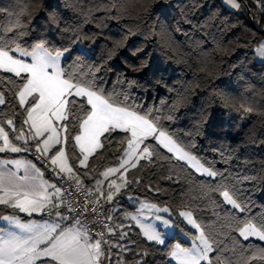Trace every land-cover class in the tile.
<instances>
[{
	"label": "trees",
	"instance_id": "trees-1",
	"mask_svg": "<svg viewBox=\"0 0 264 264\" xmlns=\"http://www.w3.org/2000/svg\"><path fill=\"white\" fill-rule=\"evenodd\" d=\"M119 2L0 0V33L15 29L19 20L28 43L44 38L55 48L70 47L66 57L71 58H63L62 67L69 70L77 58L84 72L99 67L97 76L108 92L127 93L130 103L151 110L163 130L205 167L223 174L200 176L162 147L155 163L141 161L124 173L127 180L140 183L115 195L112 202L121 206L111 215V226L121 223L123 211L134 209L125 200L131 197L166 207L175 231L166 245H158L124 221L111 239L131 251L113 252L122 255L124 264H175L170 249L178 243L191 247L196 236L180 212L190 211L202 225L217 222L214 213L221 219L232 213L264 215V59L257 61L254 52L264 39V10L244 3L241 11H231L220 0H130L128 14L114 7ZM73 37L78 39L73 42ZM4 118H15L20 128L23 116L15 101L0 107ZM119 139L105 141V148L83 169L68 145L69 163L84 187L94 189L101 173L119 163ZM221 180L235 185L249 212L232 209L218 193L194 198L200 196L201 182ZM15 213L0 205V218ZM120 231L128 233L124 240L119 239Z\"/></svg>",
	"mask_w": 264,
	"mask_h": 264
},
{
	"label": "snow or ice",
	"instance_id": "snow-or-ice-1",
	"mask_svg": "<svg viewBox=\"0 0 264 264\" xmlns=\"http://www.w3.org/2000/svg\"><path fill=\"white\" fill-rule=\"evenodd\" d=\"M229 2L235 8L241 7L236 0ZM129 3L130 0H120L114 7L132 14L128 12ZM22 27L17 20L15 29L0 33V105L15 101L23 116L19 129L15 118L0 119V152H29V144L34 143L38 156L49 161L57 176L66 173L68 179H75L79 184L80 178L69 163L68 145L71 144L72 157L87 167L89 158L98 149L105 148V141L111 144L115 137H120L117 141L122 153L120 167L109 168L101 175L107 179L109 174L120 173L121 182L111 180L105 194L99 189L101 181H97L98 195L106 202H111L121 188L140 183L139 179L127 180L123 173L128 171L129 165L136 168L141 161L149 165L155 163L161 147L201 175L223 177L222 173L205 167L173 135L163 130L159 118L153 116L151 110H141L130 103L127 93L108 92L97 76L99 67L84 72L83 68L77 67L80 63L77 58L66 70L61 66V59L71 58L66 57L71 52L70 47L55 48L44 38L28 43L24 39L27 33L19 30ZM77 39L73 37V42ZM257 53L264 57V44ZM4 163L14 164L17 170L23 167L25 174L18 176L11 170H0V205L28 215L45 211L51 215L55 210V215L61 221L68 220L69 226L47 222L41 225L34 221L22 223L16 216L3 217L20 233L8 231L0 235V264H110L113 248L131 251L112 241L117 228L123 226L113 227L106 222L112 220L111 216L100 222L99 231L93 235L79 219L80 215L87 213L85 206L76 213L75 226H71L72 220L59 210L64 203L61 189L44 181L43 173L35 164L21 160ZM29 169L35 174H30ZM166 179L171 180L172 176ZM199 191L200 196L194 198L206 199L210 198V193H218L222 202L232 209L242 214L250 211L248 205L241 202L235 185L230 186L223 180L217 184L201 182ZM92 203L98 205L99 199ZM67 208L69 213L74 211L70 204ZM91 211L96 213L98 209L93 206ZM160 211L167 212L168 209ZM180 215L199 234L193 237L191 247H182L178 243L170 249L169 255L178 264H264V215L257 218L232 213L221 219L214 213L217 222L209 225L197 223L190 211ZM131 218L137 220L147 241L166 245L164 235L155 226L142 224L135 216ZM156 220L170 226L169 219L156 216ZM127 236L126 231L119 232L120 240Z\"/></svg>",
	"mask_w": 264,
	"mask_h": 264
},
{
	"label": "built area",
	"instance_id": "built-area-1",
	"mask_svg": "<svg viewBox=\"0 0 264 264\" xmlns=\"http://www.w3.org/2000/svg\"><path fill=\"white\" fill-rule=\"evenodd\" d=\"M31 161L39 166L50 178H52L61 189V197L64 201L61 204L60 211L69 216L72 220V224L75 226L74 218L77 212H81L87 206V213L79 216V219L87 227L93 235L99 231L100 222L105 221L106 216H111V202H106L103 197H99L98 192L93 189L86 188L81 183H77L75 179H68V175L61 174L57 176L50 165L49 161L45 158L39 157L35 151V147L31 148L28 152ZM99 199V204L94 205L92 202ZM59 203V201H57ZM72 205L74 211L72 213L68 212L67 205ZM96 206L98 211L93 213L91 208ZM42 218L52 219L57 217L55 215V210L49 215L48 211L40 213ZM111 225V221H106ZM106 238H108L106 236ZM114 249V248H113ZM112 249V255L110 259V264H124L122 255L115 254Z\"/></svg>",
	"mask_w": 264,
	"mask_h": 264
},
{
	"label": "crops",
	"instance_id": "crops-1",
	"mask_svg": "<svg viewBox=\"0 0 264 264\" xmlns=\"http://www.w3.org/2000/svg\"><path fill=\"white\" fill-rule=\"evenodd\" d=\"M222 2V4L229 10L231 11H240L244 5V3L246 4H252L253 9L254 10H264V7H262V3H264V0H236L237 3H239L241 5L240 8H235L232 6V4L229 2V0H220ZM264 44V39H262L258 45L255 47L254 52H255V57L257 55V49L260 48V46ZM262 59H264V57H260ZM63 59V58H62ZM61 59V62H62ZM2 105H0L1 107ZM25 130H27V126H25ZM29 147H35L34 143H30ZM164 149V148H163ZM165 151H167L166 149H164ZM78 151V149H77ZM0 154L2 155V157H0V170H11L13 172H16V174L18 176H23L25 174V170L23 167L19 168V170H17L16 166L12 163H4L6 161H13V160H21V161H28L31 164H34L30 157L28 152H20V153H12V152H0ZM171 154V153H170ZM173 156V154H171ZM122 157V156H121ZM82 159V157H80ZM120 162H121V158L119 163L116 166L110 167V168H119L120 167ZM184 163V162H182ZM185 164V163H184ZM36 165V164H35ZM78 167L83 169L85 167L81 166L79 164L78 161ZM36 168H38L40 170L41 173H43V180L46 181L48 184H55L58 188H60L58 186V184L52 179L50 178L39 166L36 165ZM109 168H107L106 170H104L102 173L106 172ZM129 169V168H128ZM30 174L34 175L35 172L33 169H29ZM101 173V174H102ZM124 174V173H123ZM77 175V174H76ZM119 175L120 173H116V174H109L108 178L106 179L103 175H100L99 179H97L95 181V183L93 184L94 189L98 192V186H97V181H101V184L99 185V189L102 190L105 194L108 191V184L110 183L111 180L115 179L117 181V183H120V179H119ZM81 181V180H80ZM123 188H121L122 190ZM120 190V191H121ZM50 192L54 191L53 189H49ZM116 195V194H115ZM114 195V197H115ZM133 198L131 197H126L125 200L128 203H131V200ZM130 201V202H129ZM120 203L119 202H112V206H111V215H114L118 212V210L120 209ZM11 208V207H10ZM17 211V213L15 214H9V215H5V216H16L19 218V220L22 223H29V222H36L38 224H44L45 222L51 224V223H60L62 226H69V221L65 220V221H61L59 217H55L52 219H47V218H42L40 216V213H32L31 215H28L27 213H23V212H19V210L15 209ZM2 216L0 218V235L6 234L8 231H14L17 232L18 234L20 233V230L18 228H15L14 225L10 224L9 221L3 219ZM71 226H74L73 224Z\"/></svg>",
	"mask_w": 264,
	"mask_h": 264
},
{
	"label": "rangeland",
	"instance_id": "rangeland-1",
	"mask_svg": "<svg viewBox=\"0 0 264 264\" xmlns=\"http://www.w3.org/2000/svg\"><path fill=\"white\" fill-rule=\"evenodd\" d=\"M260 57L261 56L258 55V53H257L256 60L257 61H261L262 58H260ZM181 162H184L188 166V164L185 161H181ZM128 168H131V166L129 165ZM191 169L195 173H197L198 175L207 177L206 175H201L199 172H196L195 169H193V168H191ZM129 205L133 206L134 209L133 210H128V211H125V212L123 211L120 214V216H119L120 218L117 217L121 221V223L118 222L119 225H122L124 227V221H127L130 225H132L135 228H137L140 231V233L142 234L141 229H140L139 225L137 224V220H134V219L131 218L132 216H135L140 221V223L145 224V225H153V226H155L157 228V230L160 231L164 235V239L165 240H167L169 237H171L173 235V233L175 231V227H174L173 222L169 219L170 218L169 211H167V212L160 211V209H164L166 207H158L157 205H155L153 203H150V202H147V201H143V200H140V199H132L131 203H129ZM182 212H188V211H182ZM180 213H179V217L184 222V224L187 227H189L192 230H194L196 232V235H198L199 234L198 231L192 225L188 224L186 218L181 216ZM156 216H161L164 219H169L170 220V226L163 225L160 221L156 220ZM122 228H119V229H122ZM142 236H143V234H142ZM192 241L193 240L190 241L191 246H192ZM148 242H151V241H148ZM152 243H155V242H152ZM170 259L175 264H178L177 260L174 257L170 256ZM202 264H206V262H202Z\"/></svg>",
	"mask_w": 264,
	"mask_h": 264
}]
</instances>
